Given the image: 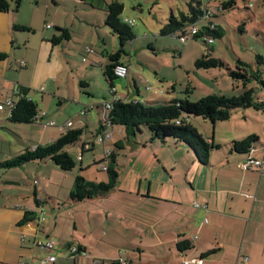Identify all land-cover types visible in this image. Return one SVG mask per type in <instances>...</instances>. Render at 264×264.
Listing matches in <instances>:
<instances>
[{
	"label": "crops",
	"instance_id": "0c3cea01",
	"mask_svg": "<svg viewBox=\"0 0 264 264\" xmlns=\"http://www.w3.org/2000/svg\"><path fill=\"white\" fill-rule=\"evenodd\" d=\"M119 1L125 5L123 18L134 19L125 15V1ZM8 2L9 9L0 10V55H3L0 56V102L4 105L0 110V128L11 131L8 101L16 100V88L24 86L37 102L39 111L47 113L27 122L32 124L31 128L16 130L22 142L17 151L53 142L69 128H62L58 123L67 121L71 123L70 128L84 129L80 142L73 145L74 153L68 148L73 156L77 155L80 169L91 164L85 163L87 152H92L93 163L103 160L105 156L100 160L95 157V138L106 128L102 121L104 112L97 134L88 138V119L82 116L89 115L92 109L87 114H81V111L95 102L84 98L86 92L81 93L78 81L82 89L91 87L89 82L94 68L101 67L104 74L105 67L111 62L108 53L99 52L92 40L103 41L106 50L109 35L113 38L110 39L112 51H116L117 35H111V28L106 24L107 0L99 5L89 0L88 3L53 0L55 8L47 4L45 12L34 4L25 6L23 0L17 10L15 0ZM81 3L85 7H80ZM16 24L32 30H17ZM59 28H67L70 38L54 42V36L61 35ZM78 51L83 62L89 61L91 69L83 68L78 62ZM122 56L119 61L131 68L132 61L124 60ZM82 81L87 84L82 86ZM133 84L131 90L127 83L123 94L114 82L118 93L132 99L163 104L173 98L170 94L165 96V102L156 97L149 98L148 93L138 87L137 81ZM150 87H146V91L153 89ZM51 119H57L55 122L58 123L45 126ZM39 125L43 127L42 135L35 141L33 134ZM122 129L114 141L115 147H108L106 151L127 149L129 144ZM27 137L35 139L26 141ZM2 140L12 142L3 130L0 131ZM119 141L123 147L116 146ZM155 142L159 162L167 165ZM259 143L253 146L254 155L264 161V142ZM174 144L178 149L186 146ZM185 151L189 154L190 148ZM15 155L0 154V264H40V260L49 255L56 256L49 264H92L97 260L99 264H118L120 257L126 264H188L186 260L191 258H203L204 264H238L239 261L264 264V166L262 170L243 171L240 164L246 159L244 153L230 148L223 153L213 150L207 166L193 159L192 167L187 171L189 182L183 189L174 185L172 176H143L139 182L134 177L129 187H123L119 177L112 191L66 204L61 216L53 214L55 204L51 202L55 201L56 194L52 189L58 193L56 189L61 187L60 182H64L66 176L60 180L51 174L58 176L62 169L51 159L30 161L12 168L1 166ZM33 179L34 183L37 180L35 186ZM74 184L75 179L70 193ZM195 203L201 206L197 207ZM35 212L38 214L34 215ZM42 214L44 220L40 219ZM185 239L190 241L191 248L181 250L178 242ZM49 240L55 241L54 248L36 244ZM70 246H77L79 252L71 254Z\"/></svg>",
	"mask_w": 264,
	"mask_h": 264
},
{
	"label": "rangeland",
	"instance_id": "374dc122",
	"mask_svg": "<svg viewBox=\"0 0 264 264\" xmlns=\"http://www.w3.org/2000/svg\"><path fill=\"white\" fill-rule=\"evenodd\" d=\"M124 1L126 4L125 15L129 14L135 19L133 20L135 21L134 30L136 37L127 43V54H123L122 56V59L132 61L129 76H127L128 79L127 77H118L114 80L121 93H126L127 83H130V89L132 90L135 80L138 87L144 93H148L147 96L149 98L156 97L162 102H165L167 94H170L173 98L189 96L192 101H198L209 94L215 93L228 96L239 95L245 90L243 82L234 81L227 69L237 70L239 67L238 60L247 63L245 68L249 74H254L256 71L261 70L264 77V3L262 0H238L234 8L227 10H221L219 7V4L224 0H202L209 5L212 12L216 13L214 18L224 29L223 37L215 38V42L211 46L203 39H192L187 43H183L177 35H160V30L167 22L171 12L179 14L180 11L186 10L190 0ZM23 2L25 6L32 4L38 6L43 12L47 10V4H51L55 8L53 0H23ZM89 2L99 5L105 2V0H89ZM80 7H85V4L81 3ZM110 33L111 35L114 34L111 30ZM106 39V50L104 49L103 41L99 42L97 39H94L92 42L97 45L99 52L105 51V55L107 53L109 55L113 52V44L112 40H110L113 38L108 35ZM115 39L117 51L120 48V42L118 36H115ZM208 53L224 60L227 66L208 69L197 68L195 65L196 60ZM77 54V60L83 68L91 69L92 66L89 61H82L81 52L78 51ZM98 55L102 57V54L98 53ZM259 55L261 56L260 58L258 57ZM89 83L92 85L91 87L82 89L78 81V87L81 93L86 92L84 98L95 102V104L90 105H98V107L96 106L91 110L89 115L82 116L88 119V138H93L92 134L96 135L99 130L101 113H103L101 104L107 98H111V95L109 94V83L105 79L101 67L94 68V75L90 78ZM149 86L153 87L152 92L146 91V87ZM249 86L255 87L254 95L256 98H264V88L257 81L252 79L248 84ZM187 88L191 89L190 93L186 92ZM160 91H163V93ZM87 92L92 94V96L88 95ZM8 122L12 127L11 131H8L6 127H1L0 131H6L11 137L12 142L0 141V154L10 153L15 155L19 152L17 150L22 144L21 138L18 135L20 133L16 130L21 128L29 129L32 124ZM65 122L57 123L63 124ZM191 122L206 137L212 136L214 133L216 143L222 145V148L217 149V151H221L222 153L229 151L232 140L242 139L251 134H257L260 141L264 142V113L254 108H237L233 111L231 118L225 121L212 123L203 117H193ZM42 126L44 125L42 124ZM42 126L39 125L38 131H34L33 135H36V139L27 137L26 141L27 139L39 141V137L42 135ZM114 128V136L107 138L105 144L96 141L95 157L97 160L106 156V149L108 147H115L114 141L121 135L118 131H122L123 129L120 126H114ZM142 129L143 132L139 133L137 137L127 138L125 136L124 139L129 144L126 150L117 149L120 184H123V187H129L134 177L135 180L138 178L139 182L140 177L143 178V176L148 178L160 176L166 178L172 176L174 185L179 189H183L189 182L187 181L188 168L192 167V161L196 158L194 151L190 149V153L187 154L185 151V149H189L187 146L178 149L171 139L167 142L154 140L157 141L155 143L160 147L161 158L168 162L167 165H164L158 160L155 144L153 145V141H150V133L146 126H143ZM258 144L260 143L258 142ZM73 147H69L71 151ZM84 156L86 158L85 163L91 162L89 167H84V170L80 169V161L77 159V155L74 154V157L77 159V165L74 169L69 171L60 170L61 176L51 174L54 179L60 180H62V176H66L65 181L60 182L61 187L56 189L58 193H55L54 189H52V192L56 194L55 201L51 202V204H55L53 214L61 216L63 210H65L64 206L73 203V200L70 198V190L78 173L88 180L101 181L107 178L106 171L102 170L99 164L93 163L92 152H87ZM44 170L48 172L47 168H44ZM35 178L39 180L38 177ZM35 185L36 183L33 184V186Z\"/></svg>",
	"mask_w": 264,
	"mask_h": 264
},
{
	"label": "trees",
	"instance_id": "16d2710c",
	"mask_svg": "<svg viewBox=\"0 0 264 264\" xmlns=\"http://www.w3.org/2000/svg\"><path fill=\"white\" fill-rule=\"evenodd\" d=\"M79 1L87 2V0ZM21 2L22 0H15L16 10L19 9ZM262 2L264 3V0ZM237 3L238 0H224L219 4V7L221 10L232 9ZM9 7L10 3L8 0H0V10H8ZM124 9L125 5L123 2L119 0H107V8L105 9L106 24L118 36L120 42V48L116 52L109 54L111 62L104 69V76L109 83V89L114 86V80L118 78L115 75V66L122 63L119 59L123 54H127V43L136 37L135 24L131 25L127 23L122 16ZM207 13H209V16L206 17ZM214 16H216V13L212 12L208 4H204L202 0H190L186 10L180 11L179 14L171 12L167 22L160 30V35H177L180 40L183 35H189V38L185 42L182 41L183 43H187L192 39H203L211 46L215 42V38H222L224 35L223 27L216 21ZM194 25L198 27V31L191 34V28ZM14 28L17 30H32V28L20 24L14 25ZM59 29L61 35L54 36V42L70 38L67 28ZM207 37L212 38L213 42L209 43ZM0 56L3 55L1 54ZM258 57L260 58L261 56L259 55ZM238 63L239 67L237 70L227 69L234 81L243 82L245 90L239 95L228 96L215 93L209 94L198 101L190 100L189 96L184 98L174 97L163 104H151L142 100L132 99L126 95L125 100L113 104L107 111L105 119L110 121L113 127L120 126L124 128L127 138L137 137L139 133L143 132V126H146L150 133L149 139L151 142L154 140L167 142L171 139L175 143H184L194 151L197 161L207 166L210 164L211 152L222 148V145L216 143L214 133L209 138L206 137L191 122L193 117H203L212 123H216L229 120L233 111L237 108H254L264 113V98H256L254 95L255 87H248L249 82L254 79L264 88L262 71L258 70L254 74H249L245 68L247 63L242 60H238ZM195 65L197 68L205 69L227 66L224 60L214 57L209 53L198 58ZM86 84L87 82H81L82 86ZM18 89L20 91L19 93H15L16 100H14L9 120L14 123L32 122L35 120V115L39 112L38 104L27 97L29 91L26 87L20 86ZM186 92L190 93L191 89L187 88ZM102 121L104 122V119ZM83 134V128L69 127L53 142L47 145L37 144L34 147H27L18 152L13 159L1 163V166L12 168L30 161L51 159L62 170H72L76 167L77 159L68 151V148L80 142ZM258 142H260L259 136L251 134L242 139L231 141L230 149L231 151L246 154V158L252 152V155L255 157L253 146ZM116 146L123 147L121 141L117 142ZM117 158V151L111 150L103 160L95 163L99 165L102 163L108 164L107 169L101 168L107 173L105 180H88L78 173L75 177V184L70 193V198L73 201H82L105 195L112 191L117 186L120 177ZM255 168L259 169V167L252 169ZM81 170H84V168L82 167ZM39 202L37 200V203ZM178 246L181 250H186L191 248V243L185 239L179 241Z\"/></svg>",
	"mask_w": 264,
	"mask_h": 264
},
{
	"label": "built area",
	"instance_id": "2783aa9c",
	"mask_svg": "<svg viewBox=\"0 0 264 264\" xmlns=\"http://www.w3.org/2000/svg\"><path fill=\"white\" fill-rule=\"evenodd\" d=\"M209 16V13L206 14V17ZM125 21L131 25H134L135 24V21L133 19H125ZM48 27H50V25H48ZM211 27H213V25H211ZM198 31V27L196 25L192 26L191 28V34H194V33H197ZM189 38V35L187 36H182L181 37V41L185 42L187 39ZM207 40L209 43L213 42V39L210 38V37H207ZM88 51L92 52L93 49L92 48H88ZM23 65L24 62L22 61L21 62ZM129 70H130V67L128 64H125V63H119L115 66V75L119 78H126L128 75H129ZM149 89L151 87H148ZM20 89H18V87L16 88V91L15 93H19ZM157 92V90H156ZM109 93L111 95V98L109 99H106L105 101L102 102L101 106H102V110L104 112V126L106 127L105 130L103 132H100L99 135L95 138V141L97 142H100V143H104L106 141L107 138H112L115 134V128L112 126L111 122L106 120V113L107 111L113 106V104L115 102H118V101H123L125 100V96L118 93L117 89L115 86L111 87L109 89ZM28 98H31L29 95L27 96ZM32 99V98H31ZM13 105H14V100H10L8 101V106L10 108V113H11V110L13 108ZM4 105L3 103L0 102V110L3 109ZM94 105H90L88 107H85L82 111H81V114H87L91 109H93ZM46 115V112L45 111H42V112H38L36 115H35V120H37L39 117H42V116H45ZM0 118H1V115H0ZM45 126H54L56 125V122L55 120H49L48 123L44 124ZM60 126L62 128H68L71 126V123L70 122H65L63 124H60ZM110 151H106V154H109ZM253 153L251 152L245 161H243V163L240 164V168L243 170V171H246L248 169H252L254 167H259V169H263V166H264V161L263 160H260V159H257L255 158L253 155ZM100 167L102 169H107L108 167V164L107 163H102L100 165ZM35 183H37V180H35ZM195 206L199 207L201 206L200 203H195ZM205 208L206 205H204ZM38 214V213H37ZM40 219L41 220H44L45 219V216L42 214L40 216ZM37 245L39 246H42V247H46V248H54L55 246V241L54 240H49L47 242H43V241H37L36 242ZM68 250L70 251L71 254H77L79 252V249L77 246H70L68 248ZM56 259V256L55 255H49L43 259L40 260V264H49L51 263L52 261H54ZM186 262L188 264H204V259L203 258H191V259H188L186 260ZM119 263L120 264H126V260L123 258V257H120L119 259ZM30 264H35L33 262H31ZM92 264H99V260L93 262ZM238 264H244L242 261H239Z\"/></svg>",
	"mask_w": 264,
	"mask_h": 264
},
{
	"label": "water",
	"instance_id": "95a60500",
	"mask_svg": "<svg viewBox=\"0 0 264 264\" xmlns=\"http://www.w3.org/2000/svg\"><path fill=\"white\" fill-rule=\"evenodd\" d=\"M34 215H37V212H35Z\"/></svg>",
	"mask_w": 264,
	"mask_h": 264
}]
</instances>
